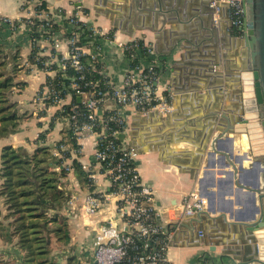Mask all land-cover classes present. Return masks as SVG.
Here are the masks:
<instances>
[{
    "label": "crops",
    "instance_id": "obj_1",
    "mask_svg": "<svg viewBox=\"0 0 264 264\" xmlns=\"http://www.w3.org/2000/svg\"><path fill=\"white\" fill-rule=\"evenodd\" d=\"M42 1L53 11L71 9L68 0ZM161 2L163 11L156 6ZM161 2L85 0L83 5L89 23L116 34L119 39L145 38L166 60L160 85L164 89L169 87L173 111L141 114L126 107L127 143L136 151L142 180L156 190L159 204L174 205L193 189L208 199V208L184 219L170 239L169 256L176 264H199L204 252L211 253L215 264H252L256 236L242 222L252 219L259 201L256 194L238 189L237 184L247 188L258 182L263 185L264 171L254 159L243 156L249 147L248 134L235 137L234 155L229 137L224 135L216 140L218 126L228 121L214 117L217 112L226 113L230 122H234L241 112L239 72L246 57L242 34L232 26L226 13L219 23L214 22L210 0ZM24 14L21 0H0V16L19 20ZM106 47V73L113 82L121 83L126 64L120 49L109 44ZM0 49L2 74L10 79L5 95L12 98L13 113L18 117L17 126L10 125L0 135L1 168L5 146L31 152L40 134L45 132L46 143L54 147L63 138L66 124L55 118L53 108H42L36 99V91L46 76L32 71L31 50L25 34H12L7 25L0 26ZM94 146L95 138L89 137L78 160L98 174L100 184L108 187L109 182L99 165L96 166ZM249 154L254 157L252 152ZM64 184L69 195L78 196L77 203L90 192L74 168ZM70 221L71 241L67 245L55 242L49 264H79L73 256L63 259L55 254L67 248L79 250L90 243L91 235L82 220L70 218ZM201 230L203 236L199 235ZM10 245L19 264H23L15 243Z\"/></svg>",
    "mask_w": 264,
    "mask_h": 264
},
{
    "label": "built area",
    "instance_id": "obj_2",
    "mask_svg": "<svg viewBox=\"0 0 264 264\" xmlns=\"http://www.w3.org/2000/svg\"><path fill=\"white\" fill-rule=\"evenodd\" d=\"M68 1L71 9L53 11L42 0H21L25 11L21 19L0 16V26L7 25L12 34H25L32 71L46 76L36 91L37 101L42 108H53L55 118L65 121V132L77 140L76 148L61 146L71 157L57 169L64 167L69 174L72 158L81 157L86 140L94 137L95 163L109 182L108 187L100 184L98 174L83 164L90 192L80 203L64 184L68 195L64 211L71 219L82 220L91 239L88 246L63 249L55 257L73 256L80 264H176L169 256L170 239L184 219L208 208V199L193 189L174 205L159 204L156 190L142 180L137 153L126 140V107L141 114L173 111L172 93L160 85L166 60L145 38L119 39L86 21L85 0ZM209 6L215 23L226 13L243 34V0H210ZM106 44L120 49L126 64L121 83L113 82L106 73ZM86 59L101 77L87 76L91 67ZM98 63L101 68L95 66ZM61 149H54V154L64 156ZM199 264L215 261L210 252H204Z\"/></svg>",
    "mask_w": 264,
    "mask_h": 264
},
{
    "label": "trees",
    "instance_id": "obj_3",
    "mask_svg": "<svg viewBox=\"0 0 264 264\" xmlns=\"http://www.w3.org/2000/svg\"><path fill=\"white\" fill-rule=\"evenodd\" d=\"M45 6V3H43ZM0 52L2 50L0 49ZM90 64L88 77H101ZM101 68L98 63L95 65ZM10 79L0 84L8 87ZM6 95L0 94V101ZM76 101L77 98L75 99ZM1 111V110H0ZM17 115L12 113L0 119V135L5 134L10 125L17 126ZM7 123L1 124L2 121ZM53 126V122L51 123ZM69 133V132H68ZM64 131L63 138L52 147L46 143V133L40 134L33 151H20L12 145L2 150L0 168V238L14 242L26 264H49L53 250L52 239L60 245L71 241V221L63 209L67 201V190L63 188L62 177L68 171L61 167L64 160L71 157L62 145L77 147V140ZM54 149H61L64 156L54 154ZM72 166L78 178L88 183V173L77 157L72 158ZM62 186V187H61Z\"/></svg>",
    "mask_w": 264,
    "mask_h": 264
},
{
    "label": "water",
    "instance_id": "obj_4",
    "mask_svg": "<svg viewBox=\"0 0 264 264\" xmlns=\"http://www.w3.org/2000/svg\"><path fill=\"white\" fill-rule=\"evenodd\" d=\"M243 2L246 22L241 29L243 30L242 43L246 49V57L244 66L239 72L242 86L241 112L234 122H230L226 113H215L214 117L217 120L221 116V119L228 121L225 125L218 126L217 129L220 132L215 137L216 140L223 139L224 135L229 137L233 144L231 153L234 155L236 135L248 134L249 147L244 151L243 156L251 160L254 159L255 163L264 171V0H243ZM156 6L163 11L164 4L162 2ZM211 9L213 10L212 7ZM78 100L80 101L81 97H78ZM216 149L217 147L214 145V152H217ZM249 151L253 153V158ZM240 156L238 154V158ZM222 165H225V162ZM237 188L249 190L258 197L256 213L250 221L242 222V225L244 224L256 236L253 239L256 255L251 261L252 264H264V184L258 182L253 188L237 184ZM78 263L80 264V262Z\"/></svg>",
    "mask_w": 264,
    "mask_h": 264
},
{
    "label": "rangeland",
    "instance_id": "obj_5",
    "mask_svg": "<svg viewBox=\"0 0 264 264\" xmlns=\"http://www.w3.org/2000/svg\"><path fill=\"white\" fill-rule=\"evenodd\" d=\"M3 73V67L0 64V84H2L5 81V76ZM9 91L8 87L0 86V94H5ZM8 97V94L6 95ZM12 98L8 97L7 99L0 101V119L5 116H9L11 112L13 113L15 111V107L13 106ZM8 120H4L1 122V124L7 123ZM64 134V132H63ZM239 135H236L238 137ZM59 171V170H58ZM69 174H67L63 179H65ZM63 213L66 215V212L63 209ZM68 217V216H67ZM70 218V217H69ZM57 243L56 238L53 237L52 239V246H55ZM12 242L4 241L0 238V264H19L18 258L14 256L13 252L10 250ZM10 250V251H9ZM21 257V256H20ZM22 258V257H21ZM23 264H26L25 262Z\"/></svg>",
    "mask_w": 264,
    "mask_h": 264
}]
</instances>
